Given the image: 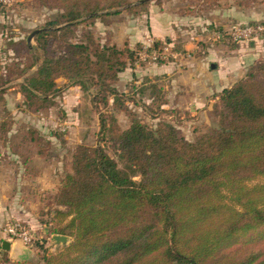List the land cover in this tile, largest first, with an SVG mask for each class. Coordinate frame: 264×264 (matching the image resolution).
<instances>
[{
    "label": "trees",
    "instance_id": "trees-1",
    "mask_svg": "<svg viewBox=\"0 0 264 264\" xmlns=\"http://www.w3.org/2000/svg\"><path fill=\"white\" fill-rule=\"evenodd\" d=\"M35 2L59 10L48 26H64L35 33L37 47L11 43L22 55L0 73V83L21 78L18 92L24 106L39 112L54 105L56 80L63 78L70 86L93 90L94 108L111 98L112 106L129 116V124L121 129L113 115H99L100 129L122 169L99 144L81 143L73 149L71 171L63 175L52 198L64 209H56L55 218L67 222L49 227L50 235L69 236L71 243L51 253L41 247L37 262L11 261L0 246L2 260L7 264H264V182L253 184L264 177V62L251 65L231 87L216 93L212 110L217 126L188 141L167 122L149 128L116 90L114 83L131 53L108 42L97 43L86 29L76 38L78 24L104 23L106 17L132 14L138 6H129L130 0ZM99 12L104 13L74 23ZM52 38L62 45L57 56L46 54L47 40ZM150 88L146 109L155 104L161 112L171 113L162 107L165 100L157 85ZM11 127L9 121H0L2 143L8 141Z\"/></svg>",
    "mask_w": 264,
    "mask_h": 264
},
{
    "label": "rangeland",
    "instance_id": "rangeland-1",
    "mask_svg": "<svg viewBox=\"0 0 264 264\" xmlns=\"http://www.w3.org/2000/svg\"><path fill=\"white\" fill-rule=\"evenodd\" d=\"M130 1L129 6H138L132 14L125 11L115 16L111 15L106 17L107 21L104 23L96 20L93 24H78L80 21L92 19L104 13L99 12L95 16L88 17L87 15L82 17L81 20L74 21V23L78 24L75 31L76 38H80L82 29H86L93 34L97 43L102 44L108 42L109 44H114L118 49L126 51L127 54L131 53V59H128L125 67L128 73L121 77L119 75L118 81L114 83L115 88L117 87V89L125 91L122 95L124 98L129 99L126 102L129 109L149 128L154 129L157 123L167 122L174 126L186 140L193 141L198 135L206 132L207 129L217 126L218 117L214 114L213 110L207 111L206 113L186 111H171L170 113L167 110L161 112L155 104L150 106V110L146 109L151 103L149 97L151 96L152 90L150 87L156 84L154 81L156 79H151L145 75V67H149L152 63L164 60L169 61L176 53H184L180 42V40L184 39L183 33L181 30L176 29L172 39L165 38L158 40L159 44L157 46H154V40L145 43L148 39L146 27L147 15H149L151 5L160 3V0H147L145 2H142L144 0ZM178 1L180 2V10H188L187 8L192 10V8H196L194 6H198L199 4L203 5V8L215 4H218L220 8L235 5L245 10L250 8L257 9L261 5L264 7V0H176V2ZM248 2L249 4H247ZM140 4H145V6L141 7L139 6ZM191 4L193 7H189ZM58 12L59 10L57 9L38 6L35 0H0V73L4 72L5 67L11 64L14 58L17 59L18 56L20 57L22 55V52L18 51V49L14 48L17 52L14 51L13 47L10 46L11 43H17L19 46H22L21 42H23L28 46L34 45L37 47L34 38L35 34L27 43L28 36L35 30H42L48 27L52 29L62 26L63 24L57 26L47 25L50 21L54 20ZM257 22H264V19ZM232 23L246 24L239 21H231L227 24V27L221 26L220 24L211 25L210 28L206 27L205 29L207 38L226 46L230 50L235 49L239 45L237 42L231 41L226 35L219 39L215 37L220 29L224 31ZM131 29L139 30V32L143 31L145 33L144 37L142 39L140 37V41H135L137 37H135L136 39L134 41H129V35L127 36L126 32H129L127 30ZM76 38L70 39V41L73 42ZM258 39L260 41L258 58H256L255 62L247 65L245 67L246 70L253 64L260 61L264 62V35ZM47 42L46 54L57 56L62 51V45L59 39L52 38L47 40ZM243 45L248 52L252 48L247 41ZM154 48L161 49V54L156 60L143 57L146 52H150ZM21 60L26 61L23 58ZM133 70H136V72ZM20 82L21 78L0 83V121H9L12 126L8 133V141L6 143L0 141V156L6 154V152L14 155L12 169L14 171L15 187L19 186L22 188L26 184H32L34 182L32 179L35 176L34 173L38 172L37 169L44 167L45 162H50L47 169L49 171H55L53 174L58 176L55 183H51L56 186L60 177H64L63 175L65 173L71 171L70 165L73 149L75 145L81 143L87 144L88 146H96L99 144L115 160L118 167L120 169L123 168L115 151L112 149V144L107 139L105 131L100 129L98 123L99 115L102 112L104 115H113L115 122H117V125L121 129H125L128 126L129 116H126L124 112L117 111L111 104V98H109L106 105L101 102L94 108L91 97L94 93L93 90L83 91L79 85L70 86L63 78H58L56 80L58 93L54 97V105L39 112H33L27 110L23 104V98L19 95L18 84ZM23 172H26L24 176ZM59 172L61 173L60 175ZM2 177L4 175L0 176V186L4 182L6 183V178L4 177L2 180ZM40 178H42L40 183H46L48 181L47 179H49L47 176H41ZM52 179H55V177ZM260 182H264V177H260L253 184ZM25 188L23 187L24 190L22 189V192H19L17 188L14 190L15 204L19 205L18 201L20 200L23 203L21 206H23L24 202L30 198L28 196L30 192L25 191ZM43 194L39 195L34 193L32 199L41 198ZM59 207L63 209L61 206H57V208L50 206L49 212L31 207L38 215L36 217V223L38 225L36 226L40 228L41 225L47 223L51 219V216H46V214L48 215L49 213L50 215L51 212L53 218L50 226L53 224L55 226H63L67 220L64 222L54 216L55 210ZM20 210L17 208L16 213H19ZM13 222L23 223L31 229L27 222H21L16 218L0 223V229L4 224ZM50 226L43 228L48 231L46 235L41 232L38 233V231L35 233V239L29 247L32 248L31 253L24 260L18 262H37L39 259L38 255L42 251L41 247L46 249L47 253H51L71 243L72 239L69 236H66L70 241L66 246L52 243L50 239L51 235L49 234ZM2 238H6V236L0 230V240ZM2 259L1 256L0 260Z\"/></svg>",
    "mask_w": 264,
    "mask_h": 264
},
{
    "label": "crops",
    "instance_id": "crops-1",
    "mask_svg": "<svg viewBox=\"0 0 264 264\" xmlns=\"http://www.w3.org/2000/svg\"><path fill=\"white\" fill-rule=\"evenodd\" d=\"M179 5L180 2H176V0H160V3L151 5L146 19L148 39L145 43L165 38L172 39L176 29L181 30L184 39L180 42L184 53L174 54L169 61L152 63L149 67H145L146 74H143L151 79H156L154 80L155 85L161 90L160 95L165 100L162 105L163 108L170 111L206 113L212 110L217 99L216 93L231 87L236 80L241 78L245 74V67L255 62L259 55L258 52H260L259 39L249 42L250 47H252L249 52L244 48V42L237 43L239 46L230 50L226 46L207 38L206 27L210 28L211 25L218 24L227 27L231 21L246 24L256 23L264 19V7L261 5L260 9L245 10L235 5L220 8L218 4H215L203 8L204 6L199 4L194 6L196 8H192V10L190 8L180 10ZM189 7H193L192 4ZM127 31H129L126 32L127 36L129 35V41H134L135 37H137L135 41H140V37L142 39L145 34L141 30L142 33L133 29ZM126 69L120 74V77L128 73ZM133 71L136 72V70ZM117 90L120 93H125L122 89ZM13 158L14 155L9 152L0 156V176L4 175L6 178V183L4 182L0 186V223L16 218L21 222H27L35 233L38 231V233L41 232L46 235L48 231L43 228L52 224V212L50 215L49 213L46 214V216H51V219L39 228L36 226L38 225L36 223L38 215L31 207L48 212L50 206L57 208L52 198L62 177L56 186L51 184L52 182L55 183L58 176L53 174L55 171L47 169L50 162H45L44 167L37 169L38 172L34 173L35 176L32 178L34 182L32 180V184L23 186L26 187L25 191L30 192L28 195L30 198L24 202L23 206H21L23 203L20 200L18 201L19 205L15 204L14 190L17 188L19 192H22L23 187L14 186ZM24 173L26 172H23V176ZM41 176L49 177L48 181L45 180L46 183H40V180L42 181ZM54 177L55 179H52ZM34 193L44 194L41 198L32 199ZM17 208L21 209L19 213H16ZM3 240L9 239L2 238L0 245ZM11 251L5 252L13 261ZM17 256L21 257L20 254ZM0 264L7 263L0 260Z\"/></svg>",
    "mask_w": 264,
    "mask_h": 264
},
{
    "label": "built area",
    "instance_id": "built-area-1",
    "mask_svg": "<svg viewBox=\"0 0 264 264\" xmlns=\"http://www.w3.org/2000/svg\"><path fill=\"white\" fill-rule=\"evenodd\" d=\"M225 35L229 37L231 41L237 43L245 41L253 42L264 35V22H257L255 24L232 23L228 29L224 31L219 30L215 37L219 39ZM160 54L161 49L154 48L152 51L146 52L143 57L156 60ZM0 230L10 242L20 241L24 246L30 247L35 239V231L31 230L23 223H7L4 224Z\"/></svg>",
    "mask_w": 264,
    "mask_h": 264
},
{
    "label": "water",
    "instance_id": "water-1",
    "mask_svg": "<svg viewBox=\"0 0 264 264\" xmlns=\"http://www.w3.org/2000/svg\"><path fill=\"white\" fill-rule=\"evenodd\" d=\"M147 0H144L142 2H145ZM96 14H92L89 15L88 17L91 16H95ZM41 30H35L34 32H32L28 38H27V43L29 42V40H31V38L33 37V35L38 32H40ZM50 239L52 241V243H54L55 245H62V246H66L70 241L69 238L66 236H63V234H51ZM1 249L4 251H11V258L13 261H22L24 260L27 255H29L31 253V248H29L28 246H24L20 241H14V242H10V240H3L1 242ZM21 255V257H18L17 255Z\"/></svg>",
    "mask_w": 264,
    "mask_h": 264
}]
</instances>
